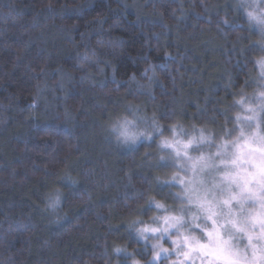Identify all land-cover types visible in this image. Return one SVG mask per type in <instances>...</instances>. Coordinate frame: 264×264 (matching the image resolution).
Segmentation results:
<instances>
[{
	"label": "clouds",
	"instance_id": "1",
	"mask_svg": "<svg viewBox=\"0 0 264 264\" xmlns=\"http://www.w3.org/2000/svg\"><path fill=\"white\" fill-rule=\"evenodd\" d=\"M0 264H264V0H0Z\"/></svg>",
	"mask_w": 264,
	"mask_h": 264
}]
</instances>
